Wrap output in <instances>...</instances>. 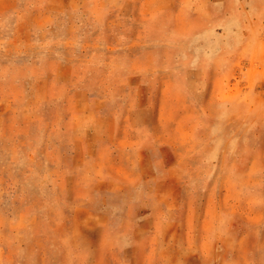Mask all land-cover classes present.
<instances>
[{"label": "rangeland", "instance_id": "1", "mask_svg": "<svg viewBox=\"0 0 264 264\" xmlns=\"http://www.w3.org/2000/svg\"><path fill=\"white\" fill-rule=\"evenodd\" d=\"M0 264H264V0H0Z\"/></svg>", "mask_w": 264, "mask_h": 264}]
</instances>
